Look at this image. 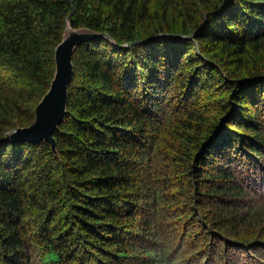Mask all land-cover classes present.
I'll return each mask as SVG.
<instances>
[{
    "label": "trees",
    "instance_id": "1",
    "mask_svg": "<svg viewBox=\"0 0 264 264\" xmlns=\"http://www.w3.org/2000/svg\"><path fill=\"white\" fill-rule=\"evenodd\" d=\"M0 264H264V0H0Z\"/></svg>",
    "mask_w": 264,
    "mask_h": 264
},
{
    "label": "water",
    "instance_id": "2",
    "mask_svg": "<svg viewBox=\"0 0 264 264\" xmlns=\"http://www.w3.org/2000/svg\"><path fill=\"white\" fill-rule=\"evenodd\" d=\"M97 37L109 38L103 33L67 27L62 41L55 48V74L48 91L36 106L35 120L29 126L12 131L8 135L11 141L30 143L46 141L56 151V141L53 135L67 111L68 87L73 78L74 50L80 43Z\"/></svg>",
    "mask_w": 264,
    "mask_h": 264
}]
</instances>
